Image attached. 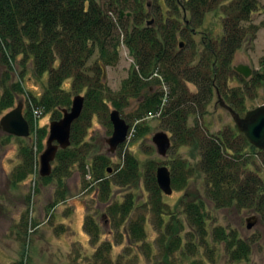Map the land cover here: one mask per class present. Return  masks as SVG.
I'll return each mask as SVG.
<instances>
[{
  "label": "trees",
  "instance_id": "obj_1",
  "mask_svg": "<svg viewBox=\"0 0 264 264\" xmlns=\"http://www.w3.org/2000/svg\"><path fill=\"white\" fill-rule=\"evenodd\" d=\"M162 1L168 14L163 12ZM146 7L145 0H0V113L13 109L25 92L21 82H11L18 61L22 67L30 62L39 80L48 75L43 93L39 97L30 94L26 102L24 116L31 130L32 106L57 121L62 118V110L71 108L72 95L84 97L83 112L72 126L71 146L58 151L52 175L40 181L44 185L57 181L63 187L64 179L77 166L84 179L89 177L88 186H94L97 204L113 219L120 214L129 247L136 250L144 249L146 219L142 214L131 217L137 209L132 193L122 203L115 199L112 204L113 187L133 186L143 174L148 205L158 217V227L166 219L173 222L175 216L165 211L169 207L157 185L156 165L149 162L141 172L134 154L126 152L122 167L118 165L116 174L110 173L111 159L102 154L92 156V146L84 141L95 118L110 128V112L116 110L123 117L133 101L137 108L128 117L136 125L134 139L148 131L144 120L152 114L171 135L175 149L193 146L198 150L196 167L181 158L169 162L173 190H186L198 171L204 176L205 196L216 209H252L264 219V151L252 147L232 126L211 135L200 123L213 96L243 116L248 111L246 96L264 83V73L244 79L233 66L242 46L256 39L259 28L252 25V20L260 8L258 0H151V12ZM217 9L223 16L221 37L202 34L200 43H196L194 37L201 35L199 29L206 14ZM150 16L154 22L147 20ZM122 47L133 63L115 92L104 79L107 69L119 63ZM69 81L67 90L64 85ZM235 81L244 88L234 86ZM46 134L45 128L37 132L39 152ZM119 149L122 158L124 145ZM20 153L22 162L12 175L15 184L26 181L38 163L28 146ZM57 195L60 199L54 207L65 201V191ZM181 205L189 224L204 240L209 219L205 203L182 200ZM83 228L96 246L100 229L90 213ZM213 233L215 239L225 242L232 262L248 260L250 245L226 234L221 227ZM173 240L165 250L166 256L180 245V237ZM112 249L109 242L102 243L93 255L95 264H122L127 255L112 261Z\"/></svg>",
  "mask_w": 264,
  "mask_h": 264
},
{
  "label": "rangeland",
  "instance_id": "obj_2",
  "mask_svg": "<svg viewBox=\"0 0 264 264\" xmlns=\"http://www.w3.org/2000/svg\"><path fill=\"white\" fill-rule=\"evenodd\" d=\"M258 2L260 8L252 20V25L259 28L256 39L245 43L233 61L234 67L248 66L253 74L264 73V0H258ZM161 3L163 12L168 14L167 7L164 6L163 1ZM145 4L147 11L151 12L153 9H151V0H145ZM222 18L220 9L207 13L203 26L199 29L201 35L194 37L196 43H200L202 34L221 37ZM147 20L154 22L155 18L150 16ZM178 42L184 41L178 39ZM16 63L11 72V82H21L25 92L18 98L14 108L22 102L23 112H25L29 95L39 97L43 93L48 75L39 80L30 62L23 67L19 61ZM131 65V57L127 49L122 47L119 63L115 67L108 68L105 74L104 82L111 90L116 92L120 89L122 82L129 75ZM1 77L0 68V80ZM69 85L70 81L65 83L64 88L68 90ZM233 85L244 88V84L236 81ZM190 89L196 92V88L190 86ZM250 93L245 101L248 111L264 105V83L257 91ZM74 97L75 95H72V100ZM136 108L137 104L133 101L131 108L124 112L123 118L130 125V131L128 140L124 144L122 158L119 155L121 149H118L115 154L109 153L106 140L112 135V126L109 128L97 118L93 120L92 127L84 138V141L92 146V156L102 154L109 157L111 159L110 173L114 174L117 172L118 165L122 167L126 152L134 154L141 172H144L149 162L155 163L156 169L166 166L170 170L169 162L174 158L186 159L192 167H196L199 159L197 148L181 146L175 149L171 135L161 128L157 116L147 115L144 123L148 131L143 137L134 139L136 125H132V120L128 116ZM9 111L0 113V121ZM31 114L32 130L30 127V137L27 139L9 136L0 128V264H14L19 261L25 264H95L93 255L104 242L113 245L110 255L112 261L123 254L127 255L122 264H264V219L252 209H239L235 206L216 209L205 196L204 176L198 171L190 179L186 190H173L170 196L162 193L163 201L169 207V210L165 211L173 213L175 220L169 223L165 218V223H162L160 227H158V217L148 205L149 194L145 189L143 174L139 182L133 186L113 187L112 204L115 199L118 203H122L124 197L132 193L137 201V209L131 217L135 218L142 214L146 219V239L141 245L144 249L139 250L129 247L126 226H120V214L113 219L108 215L105 207L97 204L94 186H88L89 177L84 179L77 166H74L71 175L64 179L63 187H60L57 181L49 185H44L40 181L42 177L39 175V161L35 167L38 170L33 171L26 181L19 184L13 183L12 175L22 162L20 149L28 146L38 159L46 148L49 125L52 122L51 115L43 113L36 124L33 109ZM193 122L194 119H191V123ZM200 123L211 135H217L227 126L234 127L230 114L220 106L216 96H213L207 107V114ZM43 128L46 129L47 134L42 140L43 149L39 152L37 132ZM159 132H166L173 145L166 157L158 154L152 142L154 135ZM256 163L262 165L259 161ZM55 165L54 162L53 169ZM261 169L264 170V166H261ZM58 191H65V201L54 207L53 204L60 199L57 195ZM182 200L192 202L198 200L205 203L209 219L207 221L208 236L204 240L189 224L181 205ZM87 213L93 215L99 225L100 241L96 246H92L90 238L84 232V220ZM248 220L254 224L250 230L247 229ZM220 227L226 234L235 235L250 245L251 252L248 260L239 262L230 260L225 251V242L215 239L213 233ZM167 233L171 235L166 237ZM179 237L181 242L178 248L173 250L172 255L166 256L165 250L174 241L173 239Z\"/></svg>",
  "mask_w": 264,
  "mask_h": 264
},
{
  "label": "water",
  "instance_id": "obj_3",
  "mask_svg": "<svg viewBox=\"0 0 264 264\" xmlns=\"http://www.w3.org/2000/svg\"><path fill=\"white\" fill-rule=\"evenodd\" d=\"M130 16V14H128ZM236 73L244 79L251 78L253 72L248 66L240 65L234 67ZM220 106L227 111L233 122L236 133L243 135L248 143L260 151H264V105L247 111L243 116L237 114L221 99ZM85 99L83 96H75L71 108L62 110V118L52 121L49 125V135L46 141V148L39 157V175L47 178L52 175L53 163L59 150H66L71 146L72 126L77 121L84 109ZM24 104L19 102L17 107L9 111L0 121V128L4 133L16 138L27 139L30 137V125L24 116ZM109 120L113 128L112 135L106 140L109 146V153L115 152L123 146L129 137L130 125L121 117L116 110L110 112ZM152 142L161 157H166L171 149V138L166 132H159L154 135ZM157 185L165 195H172L171 171L166 166L156 170ZM247 229H252L253 223L247 221Z\"/></svg>",
  "mask_w": 264,
  "mask_h": 264
},
{
  "label": "built area",
  "instance_id": "obj_4",
  "mask_svg": "<svg viewBox=\"0 0 264 264\" xmlns=\"http://www.w3.org/2000/svg\"><path fill=\"white\" fill-rule=\"evenodd\" d=\"M32 106V105H31ZM32 109L34 110V116H35V122L37 124V120L41 119L43 116V111H41L39 108L33 107ZM150 117H155L156 115L149 114Z\"/></svg>",
  "mask_w": 264,
  "mask_h": 264
}]
</instances>
